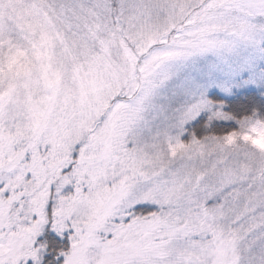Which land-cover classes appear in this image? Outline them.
I'll list each match as a JSON object with an SVG mask.
<instances>
[{"label": "snow or ice", "instance_id": "snow-or-ice-1", "mask_svg": "<svg viewBox=\"0 0 264 264\" xmlns=\"http://www.w3.org/2000/svg\"><path fill=\"white\" fill-rule=\"evenodd\" d=\"M249 86L264 0H0V264H264Z\"/></svg>", "mask_w": 264, "mask_h": 264}, {"label": "trees", "instance_id": "trees-1", "mask_svg": "<svg viewBox=\"0 0 264 264\" xmlns=\"http://www.w3.org/2000/svg\"><path fill=\"white\" fill-rule=\"evenodd\" d=\"M264 92V89L262 90H258L256 88H251L249 90H246L244 92H242L241 94H234L230 97H222V96H218V94L214 93L212 94L211 98L214 99H222V100H226L228 103V107L225 110H232L233 108L237 107L238 105H247L248 107H252V106H261L264 107V95H261V93ZM201 119V118H200ZM207 119V118H206ZM205 119H201V121L197 124H195L196 126V130L197 129H203L202 127V123L205 122ZM220 124L226 123V122H217ZM190 128L192 126H189Z\"/></svg>", "mask_w": 264, "mask_h": 264}, {"label": "rangeland", "instance_id": "rangeland-1", "mask_svg": "<svg viewBox=\"0 0 264 264\" xmlns=\"http://www.w3.org/2000/svg\"><path fill=\"white\" fill-rule=\"evenodd\" d=\"M246 75H247V74H245V76H246ZM251 88H255V87L249 86V87H246V88L234 89L232 95H234V94H241L242 92H244V91H246V90H249V89H251ZM256 89H258V88H256ZM258 90H262V89H258ZM214 93L218 94V96H222V97H230V96H228V95H226V94L220 92L219 89H212V90H210V92H209L210 97H211L212 94H214ZM232 95H231V96H232ZM228 108H229V107H228ZM226 109H227V108H226ZM207 115H208L207 113L202 114V115L198 118V120H197L196 122H194V123H195V124L199 123V122L201 121L202 118L205 119V120H207V119H206V118H207ZM200 118H201V119H200ZM218 122H219V121H218ZM203 123H204V122H203ZM203 123H202V125H203ZM226 123H227V122H226ZM195 124H194V125H195ZM218 125H219V123L215 122L214 126H218ZM190 126H192V125H190ZM197 131H198V134H203V132L206 131V130H203V129H202V130H201V129H197ZM184 138H185V139H188L189 136L186 134Z\"/></svg>", "mask_w": 264, "mask_h": 264}]
</instances>
